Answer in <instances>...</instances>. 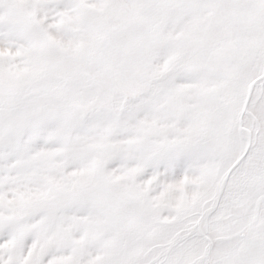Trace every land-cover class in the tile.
I'll return each instance as SVG.
<instances>
[{
    "label": "snow or ice",
    "instance_id": "1",
    "mask_svg": "<svg viewBox=\"0 0 264 264\" xmlns=\"http://www.w3.org/2000/svg\"><path fill=\"white\" fill-rule=\"evenodd\" d=\"M0 264H264V0H0Z\"/></svg>",
    "mask_w": 264,
    "mask_h": 264
}]
</instances>
